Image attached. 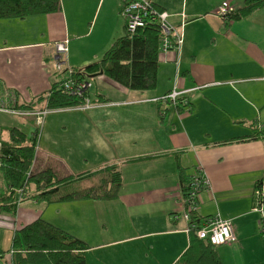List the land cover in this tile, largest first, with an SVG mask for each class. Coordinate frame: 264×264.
Masks as SVG:
<instances>
[{"label": "crops", "instance_id": "1", "mask_svg": "<svg viewBox=\"0 0 264 264\" xmlns=\"http://www.w3.org/2000/svg\"><path fill=\"white\" fill-rule=\"evenodd\" d=\"M124 1L62 0L55 13L1 17L0 103L46 107L38 96L47 97L63 77L55 68V43L68 40L65 68L100 60L125 35ZM152 1L169 11L184 40L179 64L173 51L159 55L156 88L133 90L98 74L90 90L94 105L51 108L43 129L36 115L0 113V152L11 128L26 136L39 129L33 170L88 177L118 165L123 176L119 196L110 201L49 203L33 186L26 189L14 212H0V264H13L15 232L38 218L84 240L88 264H174L190 245L188 222L173 218L183 209L179 167L188 177L200 167L209 180L196 218L232 222L238 239L217 246L223 264H264L261 215L254 210L264 180V6L228 22L219 16L221 4L241 7L244 0ZM176 82L180 89L198 86L188 94L189 112L156 101ZM50 111L64 112L58 135ZM69 137L71 155L61 146ZM87 137L102 158L84 170L79 160L91 161L87 148H74ZM43 138L51 147L42 146Z\"/></svg>", "mask_w": 264, "mask_h": 264}, {"label": "trees", "instance_id": "2", "mask_svg": "<svg viewBox=\"0 0 264 264\" xmlns=\"http://www.w3.org/2000/svg\"><path fill=\"white\" fill-rule=\"evenodd\" d=\"M263 6L264 0H244L243 5L233 7L224 20L231 22L245 18ZM61 7L62 0H0V18L24 19L35 14L55 13L61 10ZM161 37L159 22H149L147 26L139 28L134 35L126 31L124 36L118 37L100 60L86 64L82 68L64 67L59 70L58 72L63 74L60 84H55L47 97L38 96L39 100L47 99L46 107L43 109H60L83 103L81 97L63 89V81L71 77L82 80L105 74L133 90L156 88ZM71 69L73 71L70 74ZM30 107H33L32 103ZM179 108L182 109L177 107ZM164 115L165 111L162 110L161 117ZM9 131L10 140L2 142L0 152V212H14L24 198L26 189L31 186L40 200L49 203L87 199L110 201L119 196L123 176L118 165H108L92 173V176L98 174L95 183L61 194L60 188L64 184L83 181L87 175L62 176L53 167L33 170L40 138L39 129L31 136H26L18 128H11ZM179 174L181 189L185 192L189 186V177L182 167H179ZM261 182L259 181V184ZM20 189L23 190L22 194L18 192ZM14 237L13 264H88L85 252L89 245L45 219L38 218L27 224L17 230ZM217 246L209 239H199L193 229L190 231L189 247L174 264H223Z\"/></svg>", "mask_w": 264, "mask_h": 264}, {"label": "built area", "instance_id": "3", "mask_svg": "<svg viewBox=\"0 0 264 264\" xmlns=\"http://www.w3.org/2000/svg\"><path fill=\"white\" fill-rule=\"evenodd\" d=\"M122 15L126 20L125 30L134 35L139 28L147 26L149 22H159L160 29L162 30L160 54L168 56L170 52L176 53V62L179 64L181 45L183 40V32L179 30L170 20V13L166 9H162L154 4L152 0H125L122 6ZM233 10L232 4L229 1H224L218 9L219 16L223 19L227 18L228 14ZM68 40H61L55 43L56 45V58L55 68L57 71L64 68V64L68 60L69 46ZM73 70L71 69L70 74ZM63 89L67 90L70 94L81 97L84 101L77 104L76 108H88L94 105L90 100L89 93L93 86V81L90 78L79 80L78 78H67L62 83ZM197 86L190 89H180L178 83L169 92L161 95L156 99L159 103H167L170 106L181 107L184 111H191V99L189 93L196 89ZM15 101V98H14ZM48 109H39L38 111L32 109H20L15 106L4 105L0 103V113L20 114L25 117L36 115L37 124L40 126L42 123L41 117L47 114ZM188 188L185 192L182 191L183 209L174 213L173 218L177 219L180 215L188 222V231L195 230L199 239H209L215 245H222L223 243H234L237 235L229 219L214 215L205 219L194 218L198 212L201 203V193L210 187L209 180L199 167L190 176L188 180ZM20 189L18 192L23 193ZM256 193H258V200L254 210H257L260 215L261 233L264 236V181L257 186ZM20 201V200H19Z\"/></svg>", "mask_w": 264, "mask_h": 264}, {"label": "rangeland", "instance_id": "4", "mask_svg": "<svg viewBox=\"0 0 264 264\" xmlns=\"http://www.w3.org/2000/svg\"><path fill=\"white\" fill-rule=\"evenodd\" d=\"M197 88H198V86H197ZM92 89H91V92H92ZM91 92L89 93V98H90V100L93 101ZM72 107H74V106H72ZM64 108H67V107H62V109H64ZM88 108H90V107H88ZM48 111H49V109H48ZM61 113H64V112H58V113H56L54 111H50V113H48V115H47V116H50L51 115V116L54 117V118H52V121H53L52 124L55 125L54 126V132L57 135H58V130H57V127L58 126H56V125H62L63 120H64V119H62V117L61 118L59 117L61 115ZM5 114H6V112H5ZM9 114H11V113H9ZM45 116H46V114H43L42 117H41L42 123L40 124V128H42V129H43V126L45 127V125H46L44 123ZM49 121H51V118H50ZM47 123H48V121H47ZM84 132H86V131H84ZM71 141H72V137H69V141L68 142H65V143L61 144L62 147L66 148V151H67L68 154H70V152H71V149L69 148V145H68ZM94 141H95L94 139L89 140V137H87L85 139V141L83 142L85 145H83L81 147L80 146H76L74 148V149H85V148H87V154L90 155L91 161L89 163L86 162L85 159H84V156H82V158H80V160H79V163L83 162V164L86 165V168L84 170L90 169V168H88L89 166H92V165L95 166V164L97 163V161H100L101 158H102L100 155H98L97 152H94L95 151V148L97 146V145H95V146L93 145ZM42 146H46V148L51 147L50 146V139L47 140V138H43ZM81 159H82V161H81ZM95 181H96L95 177L89 176V177H86V179L84 181H76L75 183H66V184H64L60 188V190H61L60 193L61 194H65V192H70L72 190H76V189H79V188L87 187L88 185H91V184L95 183ZM261 181H264V180H261ZM30 189H31V187H30ZM263 204H264V202H263ZM263 208H264V205H263Z\"/></svg>", "mask_w": 264, "mask_h": 264}]
</instances>
